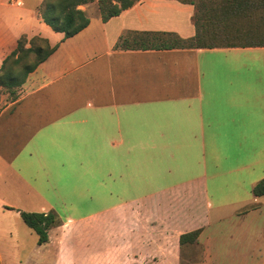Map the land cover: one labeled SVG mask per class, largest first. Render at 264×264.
<instances>
[{
	"label": "crops",
	"instance_id": "1",
	"mask_svg": "<svg viewBox=\"0 0 264 264\" xmlns=\"http://www.w3.org/2000/svg\"><path fill=\"white\" fill-rule=\"evenodd\" d=\"M42 1L0 0V67L22 35L57 45L0 97V201L57 208L61 230L41 245L55 241L62 264H183L191 247L203 257L190 264H264L262 244L216 249L222 229H238L236 247L262 237L264 45L141 47L144 34L194 36V6L179 0H138L105 21L81 5L89 22L65 37ZM83 219L103 229H67Z\"/></svg>",
	"mask_w": 264,
	"mask_h": 264
},
{
	"label": "trees",
	"instance_id": "2",
	"mask_svg": "<svg viewBox=\"0 0 264 264\" xmlns=\"http://www.w3.org/2000/svg\"><path fill=\"white\" fill-rule=\"evenodd\" d=\"M138 0H43L38 11L44 22L52 30L63 32L65 37L72 36L89 22V17L80 8L91 2H96L102 20L119 14L122 10L132 6ZM188 2L194 6L192 21L196 32L193 37L183 39L171 32L144 34L140 37L139 45L146 47L144 42L151 39L159 40L153 47H217V46H262L264 45V0H221L220 3L211 5L207 13L201 12V7L196 0H179ZM260 9L261 19L259 23L249 25L243 29L239 25L240 19L254 18L256 10ZM209 19V20H208ZM256 19V18H255ZM210 21L211 26L206 22ZM208 23V25H210ZM147 35H151L149 38ZM41 40L38 42L36 37ZM142 36V34H141ZM145 39V40H144ZM153 43V42H151ZM57 45H51L47 38L35 35L28 39L25 35L18 38L16 47L4 59L0 67V95L1 88L5 87L8 95L15 98L16 91L26 80L27 75L43 62ZM30 55L34 60L29 61ZM255 196L264 195V177L252 188ZM22 220L38 236L39 245L47 242L48 230L57 222H60L58 214L54 210L49 212L20 211ZM200 230L195 229L180 235L179 241L184 243H196Z\"/></svg>",
	"mask_w": 264,
	"mask_h": 264
},
{
	"label": "rangeland",
	"instance_id": "3",
	"mask_svg": "<svg viewBox=\"0 0 264 264\" xmlns=\"http://www.w3.org/2000/svg\"><path fill=\"white\" fill-rule=\"evenodd\" d=\"M221 0H196V2L199 3V6L201 7V12L207 13L211 5L220 3ZM261 12L262 10L257 9L256 14L254 18L250 20L249 18H243L240 19L239 25L242 26L243 29H246L249 27V25H254L256 23H259L261 19ZM256 18V19H255ZM209 20V19H208ZM206 22L207 26H211L210 21ZM208 23L210 25H208ZM36 37V44L42 43L41 40ZM34 55H30L28 60L33 61ZM19 88V87H18ZM17 89V88H16ZM2 94H7L8 92L6 88L2 87ZM1 94V95H2ZM0 95V97H1ZM10 97V95H8ZM10 177V176H7ZM11 178V177H10ZM221 194V192H219ZM259 203L261 205L259 214H257V218H252V221H254V226L257 227L258 232L261 230V239L259 241V236H253L252 240L249 241L247 239V236L245 235V239L243 240V244L241 246V243L239 241L238 244H240V247H236L234 245V238H237L239 240V233L238 229L234 228V231H232L234 238L229 237L228 230H220L217 232L219 235L218 243L216 244V249L219 251L220 255L225 256L228 251L231 250H241L245 251V253L250 256L253 254L254 249L258 247L260 244L264 245V197H261L259 199ZM88 207V208H87ZM87 207H78V213H85L87 211H90L92 208L91 206ZM21 208L20 210H16V208L6 205L4 202L0 201V264H62V258L63 257H57V249L53 245L55 241L52 240L51 245H39L37 243L38 236L37 234L30 229L25 222L22 220L20 211H27V212H49L50 210L57 211V208H46V210L42 211L39 210L40 207L32 206H26L24 207H18ZM27 208V209H26ZM59 211L65 212L68 208L72 210V207H66L64 211L63 206H59ZM29 210V211H28ZM59 214V213H57ZM59 217V215H58ZM60 219V217H59ZM60 225H62V222H57L53 227H51L49 230L51 232L50 236L54 238L59 229ZM67 229L72 230H100L103 229L102 226L95 222H89L87 219H83V221H80V223L71 224ZM48 230V231H49ZM247 230H249L247 228ZM235 232V234H234ZM244 233L247 234V232L244 231ZM257 238V240H256ZM257 241V242H256ZM67 243V242H66ZM72 243V242H71ZM65 244V243H64ZM80 247V246H78ZM63 249V246H61ZM61 249V251H62ZM231 249V250H230ZM62 253V252H61ZM75 253V251H73ZM202 254H197V249L194 247H191L187 251L184 250L182 253L183 258V264H190L192 261L199 262L202 259Z\"/></svg>",
	"mask_w": 264,
	"mask_h": 264
}]
</instances>
